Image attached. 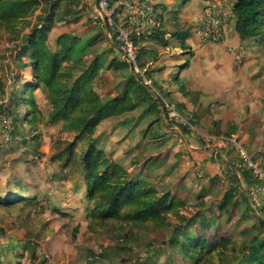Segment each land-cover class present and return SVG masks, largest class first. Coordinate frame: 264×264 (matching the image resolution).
Returning a JSON list of instances; mask_svg holds the SVG:
<instances>
[{
	"label": "rangeland",
	"instance_id": "374dc122",
	"mask_svg": "<svg viewBox=\"0 0 264 264\" xmlns=\"http://www.w3.org/2000/svg\"><path fill=\"white\" fill-rule=\"evenodd\" d=\"M233 1L230 0V3ZM203 4L196 23V32L201 39V17L209 12L218 18L220 8L228 5L223 0H205ZM225 38L224 35L220 43H224ZM255 40L239 39L236 48L230 47L236 66H243L251 75L252 90L248 95L255 106L249 115L252 134H249V138H244L240 130L235 134L243 145L248 144L246 149L264 167V46ZM21 43L18 36L0 32V105H8L7 111L12 118L18 112H25L23 106L18 105L17 109L12 104L14 90L23 86L21 82L28 75V70L16 59ZM102 43L97 41L94 48L97 49ZM94 53H97L96 50H93ZM36 95L39 138L35 141H23L22 137L10 140L7 130L0 132V197L12 198L13 194H19L35 201L27 205L22 201L10 206L0 204V264L193 263L166 243L169 236L166 229L130 224L122 230L115 222L95 230L88 228L92 201L87 197L84 167L80 161L88 142L84 138L75 139L72 133L63 132L61 122L50 119L51 107L46 101L44 88L38 89ZM164 109L168 122L175 128L166 127L159 118L148 120L135 112L126 113L97 126L96 147L131 176L140 175L158 190H169L183 199L192 208L191 211L194 205L201 203L198 208L208 221V228L202 230L196 224L188 227L187 231L204 234L214 241L221 236L230 238L235 249L251 244L254 238L257 239L255 243L259 244L264 239V225L259 223V219L264 218V190L254 192L250 186L247 187L252 209L242 212L246 204L241 197L244 191L234 185L236 205L232 213L216 210L214 206L221 191L201 193L199 186L205 173L200 163L191 157L184 139L207 145L205 151L211 148L213 153L221 150L235 163L238 158L235 151L227 145L219 147L218 138L235 132L232 131L234 126L227 123L222 130L214 133L202 126H189L185 124V118L171 116L166 106ZM209 136L215 138L209 140ZM71 142L73 145L69 148ZM193 143L196 145V142ZM57 153L61 155L59 158L54 157ZM217 160L223 164L217 183L230 187L231 170L220 156ZM245 170L252 181L253 175L247 168ZM183 178L189 180L182 181ZM211 198H215L213 204L209 202ZM186 233L175 231L174 237L183 240ZM228 253L229 259H232Z\"/></svg>",
	"mask_w": 264,
	"mask_h": 264
},
{
	"label": "trees",
	"instance_id": "16d2710c",
	"mask_svg": "<svg viewBox=\"0 0 264 264\" xmlns=\"http://www.w3.org/2000/svg\"><path fill=\"white\" fill-rule=\"evenodd\" d=\"M231 13L236 36L241 41L256 38L255 41L264 46V0H234ZM74 14L69 4L62 6L60 0H0V32L18 36L22 40L16 59L24 67H30L32 76V81L21 82L23 86L14 90L12 97V104L17 109L23 106L24 113L18 112L12 118L7 111L8 105L1 106L12 120V129L7 130L10 140L22 137L23 141H35L39 138L36 117L39 108L33 90L43 87L51 107L50 119L60 121L63 132L72 133L75 139L84 138L88 142L86 150L80 155V161L84 167L87 197L92 201L89 229L95 230L110 222L118 223L122 230L130 224L153 226L167 230L169 236L166 243L173 251H178L181 257L192 260L190 264H264V239L257 244L254 238L251 244L235 249L230 238L221 236L218 241H214L204 234L187 231L188 227L196 224L202 230L208 228V221L198 208L201 203L194 205L191 211L192 208L183 199L169 190H158L140 175L131 176L96 147L95 131L102 121L132 111L148 101L153 103H148L147 108H152L156 101L152 100L150 90L138 76L129 77L123 90L117 94L102 95L97 91L96 83L102 69L100 57L95 56L89 64H85L83 59L91 51L95 39L83 41L71 33H58L52 29L57 22H68ZM170 36L175 37L184 49L187 48L186 31L177 30ZM132 37L137 47V35L133 33ZM147 38L162 46L169 44L166 30L160 27L152 28ZM138 51L137 48V65ZM180 89L184 95L189 94V90L183 86ZM171 107L189 125L199 127L195 112L185 111L183 105L178 103ZM72 145L73 142L69 148ZM60 156L57 153L54 157ZM231 162L249 187L252 181L249 175L247 177L241 158H236L235 163ZM237 182V174L231 176L232 185L219 205L214 206L216 210L232 213L236 202H231V199ZM241 195L249 206L244 193ZM20 201L26 205L35 202L19 194H13L12 198L0 197L2 206L22 203ZM259 223L264 225L261 219ZM175 231L187 232L185 239L176 240ZM228 251L232 259H229Z\"/></svg>",
	"mask_w": 264,
	"mask_h": 264
},
{
	"label": "crops",
	"instance_id": "0c3cea01",
	"mask_svg": "<svg viewBox=\"0 0 264 264\" xmlns=\"http://www.w3.org/2000/svg\"><path fill=\"white\" fill-rule=\"evenodd\" d=\"M111 1L117 10V21H125L128 18V7L125 2L128 6L133 4L140 5V2H142V0ZM204 1L149 0L154 10V16L160 21V28L166 30L169 44L162 46L149 40L147 35L152 29L149 22L144 16L136 15L132 25L137 35L136 42L139 50V65L137 66L139 72L132 70L123 57L120 44L106 27L92 22L91 13L96 6V0H60L62 6L65 3L69 4L75 14L72 16L73 18L68 19V22H57L52 29L58 33H71L80 37L83 41L95 39V43L97 41L103 42L97 49L94 48V44L91 51L83 58L84 63L89 64L95 56L100 57L99 61L102 69L100 70V79L96 85L97 91L102 95L117 94L118 91L123 90L129 77H140L145 87L150 90L153 97L152 100L156 101V105L152 108H147L148 103L149 105L153 103L148 101L144 105L126 113L135 112L141 118L144 117V119L148 120L159 118L165 122L166 127L170 126L168 128L173 129L175 126H171V123L168 122L164 108L166 105L171 107L178 103L183 105L185 111L195 112L199 127L202 126L207 131L217 133L227 123H230L234 126L232 131L239 129L244 138H249V134H252L249 129V115L253 113L252 108L255 107L252 98L248 95V92L252 90V78L246 68H242L243 66L237 67L233 60V51H231L230 47L237 46L239 38L233 28L232 3H230V0H223L228 5L220 8L217 14L225 31V42L213 43L210 40L201 39L196 32L197 18L200 17ZM177 30L186 31V49L179 44L175 37L170 36ZM93 50H96L97 53L92 54ZM25 69L28 70V75H25L23 82H30L32 81L30 67H25ZM144 80L146 82H143ZM181 86L189 90V94L184 95L180 89ZM40 88L43 87H36L33 90V95L36 99L37 90ZM45 95L47 101L46 91ZM257 107L258 105H256ZM156 122L159 123L160 121ZM154 124L152 123V125ZM218 127L219 129H216ZM178 131L181 130L178 129ZM184 139L188 143L191 157L195 162L200 163V167L205 173L204 180L199 186L201 193L221 191L216 199V203L219 205L218 203L230 188L217 183L216 180L220 172L219 169L223 166L217 160L220 156L221 160L231 170V176L234 177L237 174L239 182L234 185L242 188L244 196L248 200L249 206L245 204L242 212L252 209L245 190L248 184L243 181L242 176L232 167V162L227 158V155L218 149L214 153L212 148L208 149L209 151H205L204 148L208 147L207 145L192 141L189 138ZM193 142H196V145ZM247 145L246 147H248ZM216 155L218 157L215 158ZM185 179L187 178H183L182 181ZM235 193L236 191L233 192L232 202H236ZM214 199L211 198L209 202L213 204L215 202ZM260 219L264 221L263 217Z\"/></svg>",
	"mask_w": 264,
	"mask_h": 264
},
{
	"label": "built area",
	"instance_id": "2783aa9c",
	"mask_svg": "<svg viewBox=\"0 0 264 264\" xmlns=\"http://www.w3.org/2000/svg\"><path fill=\"white\" fill-rule=\"evenodd\" d=\"M120 1L123 0H119V2ZM140 3V5L133 4L128 6L125 2L129 13L128 18H126L125 21H117L115 19L116 7L111 5V0H96V6L91 13L92 22L106 27V29L113 35L114 39L120 44L123 57L134 72H139V68L137 66V47L132 37L133 33H135L132 21L135 19L136 15H141L146 18L151 28L154 29L160 27V21L154 16V10L149 0H142ZM208 4L209 2H207V5ZM213 17L214 16L209 12H206L201 17V27L199 28V33L202 35V39L220 43L224 38L223 26L218 18ZM143 82H146V80ZM166 107L169 109L168 111L171 116L181 118V116L172 107H169L168 105H166ZM185 124L188 123L185 122ZM11 129L12 120L1 109L0 132L4 130L9 131ZM219 137V147L226 145L229 146L233 151H235V154L241 158L242 165L253 175V182H251L250 188H252L254 192H262V190H264V167L254 160L253 155H251L246 149L247 147L237 139L238 135H221L218 136V138ZM214 138L215 137L209 136V140Z\"/></svg>",
	"mask_w": 264,
	"mask_h": 264
},
{
	"label": "water",
	"instance_id": "95a60500",
	"mask_svg": "<svg viewBox=\"0 0 264 264\" xmlns=\"http://www.w3.org/2000/svg\"><path fill=\"white\" fill-rule=\"evenodd\" d=\"M245 190H246V193H248V191H247L248 189H245ZM248 198L250 199L249 195H248ZM250 200H251V199H250Z\"/></svg>",
	"mask_w": 264,
	"mask_h": 264
}]
</instances>
